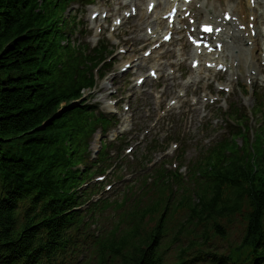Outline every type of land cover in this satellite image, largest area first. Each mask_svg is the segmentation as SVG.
<instances>
[{"label": "trees", "instance_id": "1", "mask_svg": "<svg viewBox=\"0 0 264 264\" xmlns=\"http://www.w3.org/2000/svg\"><path fill=\"white\" fill-rule=\"evenodd\" d=\"M55 1L0 0V264H161L167 224L179 228L171 242L211 252L210 264H264L260 136L243 151L230 139L206 150L179 199L159 172L156 184L163 187L153 203L116 209L124 227L118 235L119 227L94 238L82 214L65 215L80 204L72 189L104 170L105 153L84 174L73 169L96 126L106 122L88 107L58 110L93 85L92 68L104 56L60 45L58 23L74 0ZM177 207L186 214L180 223ZM108 208L93 205L90 218ZM233 225L237 241L225 246ZM85 247L89 255L79 262Z\"/></svg>", "mask_w": 264, "mask_h": 264}, {"label": "rangeland", "instance_id": "2", "mask_svg": "<svg viewBox=\"0 0 264 264\" xmlns=\"http://www.w3.org/2000/svg\"><path fill=\"white\" fill-rule=\"evenodd\" d=\"M194 1V7H200V16H197L198 22L204 17V10L212 8L211 4L217 6L221 2L228 9L238 7L239 4L238 0ZM118 3L119 0H97L94 6L98 12L112 11V17L107 20L110 25L114 18L121 15L120 12L117 13ZM243 4L246 5L244 1ZM142 7L144 9L145 5L142 4ZM164 11V7L158 8V12L162 13ZM88 17L89 13H87L86 8H80L77 12V21L81 22L80 28L83 32H88L86 27L89 29V26L85 24ZM138 19H130L111 36V40H106L115 53L113 56L115 62L110 74H116L124 62L142 58L143 50L147 48V44L140 42L134 45L124 43L128 38H140L145 35L147 25L143 24L130 35L135 24L139 25ZM152 21L153 18L148 20L147 24L150 26L148 28L153 27ZM154 29L157 31V28ZM260 34H262V30H260ZM180 39L181 36L176 35V41L172 45H165L161 51L170 50L174 53V57L167 59L158 58L154 55L147 66H142L143 71H136L134 68L128 76L114 77L113 82L108 80L102 85L100 83L99 87L95 89L96 93L94 96L92 95L91 100L97 101L101 105L109 103L112 99L115 100L116 104L123 101V105L117 107L119 114L124 113L122 106H126V104L129 106V111L124 113L130 119V131L127 134L125 143L132 150L127 154L124 150L126 146H124L120 153L119 162L122 158L124 161L143 158L146 156V146L154 140L156 146H160L161 149L151 153L150 157L153 158V161L157 160L163 154L162 152L171 143L175 142L178 146L181 145V148H178L174 156L178 157L179 150H184L185 154L181 161L183 162L182 166H185L195 158L198 148L206 146L212 140L218 138L221 132L217 133V131H221L224 127L222 125V115L230 104H237L245 112L251 110L254 106V100H251L250 97L251 88L248 81L247 84L245 83L244 76L246 72L244 68L230 69L224 74H215L210 71H193L190 69L192 57L187 58L186 50H184L185 43L184 41L179 42ZM121 49L125 51L126 57L115 56ZM223 60L224 58H222ZM225 64L229 66L228 59ZM263 64L264 56L262 55L256 66L262 69ZM150 67L156 70L159 79L157 81L146 80L137 95H132L129 102H127L124 97L131 94L130 88L135 83V78L138 76L147 77L146 72ZM252 73H256V71L254 70ZM257 80L258 84L254 87V90L257 94H263L262 100L264 101V92L259 87L264 82V70H262V73L257 74ZM218 88H228L230 93L219 92ZM162 95L164 96L162 97ZM216 99H218L217 102L210 104V100L214 101ZM192 107H194V110ZM253 120L248 124L251 131L257 127ZM237 143L240 144V140ZM166 157L170 160L172 157L170 151ZM153 161L152 163H154ZM148 167H150V164ZM181 173H185V171L182 169ZM117 189H119V186L114 184L111 191ZM168 264H174L172 252L169 253Z\"/></svg>", "mask_w": 264, "mask_h": 264}, {"label": "bare ground", "instance_id": "3", "mask_svg": "<svg viewBox=\"0 0 264 264\" xmlns=\"http://www.w3.org/2000/svg\"><path fill=\"white\" fill-rule=\"evenodd\" d=\"M136 0H133V3H134V5L136 4V2H135ZM140 2H148L149 0H139ZM156 4H160L161 3V1H163V4L166 6V8L168 9L169 7H170V4H169V2H168V0H153ZM219 4V11H216V10H214V12H213V15H215L214 16V18H212L211 20H213L214 22L215 21H217V20H215V18L217 17L218 18V14L219 13H221L220 14V16H223V14L225 13V12H228L227 10H225V8L222 6V4L219 2L218 3ZM239 6H240V8H234V9H232V10H230L231 11V15L232 16H235V17H238V15H240V14H245L246 13V11L247 10H245L244 9V7L242 6V3H241V1H239ZM140 11L142 12V10L140 9V8H138V9H136V15H135V17L137 16L138 17V13H140ZM209 12V11H208ZM91 13H94V12H91ZM207 14H209V13H207ZM153 15H155V18H154V25L155 26H157L158 27V29L159 30H162L163 29V27H164V22H162L161 20H160V16L162 15L161 13H160V15L158 16V13H156L155 12V10L152 12V14H151V16H149V15H147L146 14V10H145V12L144 13H141V16L139 17V20L141 21V22H147L148 21V19L149 18H151ZM208 20V19H207ZM204 23H206V22H204ZM254 24V26H253V29L252 30H254L256 33H258L259 32V29L262 27V25H264V20L261 18V14H258V13H256L255 14V18H254V22H253ZM218 25H219V23H218ZM239 25H242V22H240L239 23ZM248 25V24H247ZM223 28L224 29H226V34H227V36H229V30H232L233 32H231L232 33V35L229 37V39H230V42H232V43H240L239 44V46H242V45H244L246 42H247V40L244 38V33H242V32H239L238 30H237V28H236V26L234 25H232L231 23L228 25V27H225V26H223ZM237 31V32H236ZM250 30H247V32H249ZM226 36V37H227ZM145 40L146 41H149V38H145ZM259 40H264V38H256V39H251L250 41H251V48H250V61H249V63H251V62H253V54L256 52V50H257V46H258V41ZM187 56H189L190 55V52L188 51L187 52V54H186ZM258 55L259 54H257L256 56H255V59H257L258 60ZM149 60V59H148ZM193 60H194V58H193ZM144 61V60H143ZM145 61H147V60H145ZM243 61H246L245 59H242V60H239L238 61V63H240V62H243ZM191 62H192V60H191ZM257 72H260V70H257ZM254 82L256 81V79H255V77H252L251 78ZM95 146H96V143H95ZM94 146V147H95Z\"/></svg>", "mask_w": 264, "mask_h": 264}]
</instances>
